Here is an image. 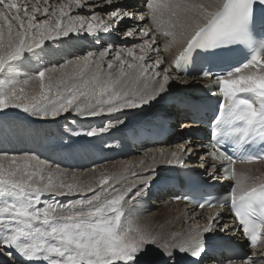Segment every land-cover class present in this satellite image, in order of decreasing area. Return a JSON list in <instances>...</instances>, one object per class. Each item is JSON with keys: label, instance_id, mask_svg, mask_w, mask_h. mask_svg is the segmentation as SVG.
Instances as JSON below:
<instances>
[{"label": "snow or ice", "instance_id": "obj_1", "mask_svg": "<svg viewBox=\"0 0 264 264\" xmlns=\"http://www.w3.org/2000/svg\"><path fill=\"white\" fill-rule=\"evenodd\" d=\"M102 34L116 35L97 51L39 63L60 38L98 43ZM158 38L165 52L179 45L170 61ZM233 53L240 59L233 61ZM197 86L217 101L208 108L207 145L189 137L171 152L149 149L118 172L97 175L93 165L87 181L35 153L0 150V264H141L150 246L161 264H180L181 256L202 264L206 237L215 232L241 234L248 249L223 254L219 264H264V178L235 169L237 161H264V0H0V114L102 117V126L73 133L95 138L126 127L128 112L164 100L174 87ZM193 158L208 181L228 183L225 192L201 196L188 209L184 233L133 228L130 218L157 170H191ZM172 199L193 203L187 193ZM225 204L227 213L196 212Z\"/></svg>", "mask_w": 264, "mask_h": 264}, {"label": "bare ground", "instance_id": "obj_2", "mask_svg": "<svg viewBox=\"0 0 264 264\" xmlns=\"http://www.w3.org/2000/svg\"><path fill=\"white\" fill-rule=\"evenodd\" d=\"M57 2H59V0H57ZM200 2H218V0H200ZM76 14L88 15L89 13H73V15ZM158 43L161 46V55L166 61H168V59L171 58L179 48V45H175L169 51L165 52L163 51V40L158 38ZM102 46H105V44L100 42L97 43L91 36L70 35L69 37L60 38L59 40L53 42L51 48L49 49L48 56L44 57L41 61L46 65H56L66 59H71V57L83 55L86 51H97ZM117 46L123 47L121 43H118ZM33 63H37L35 59ZM197 87L187 89H178L174 87L172 92L180 90L187 91ZM170 112L174 116L175 122H177L180 117V119L186 120L182 122L183 125L189 123L193 124V127L191 128L182 126L180 130H186L184 133H189L193 128L198 127V124L193 122L192 117L186 111L180 110L179 108H170ZM145 115L146 112L144 109H137L128 112L126 114V127L135 118L141 119ZM8 117L12 118V120L7 121L6 118ZM57 122H61V124L64 125L63 133H60L59 129L55 127L58 124ZM102 123H107V120L102 117L84 120L82 118H78L75 114H65L55 121L41 120L24 113L20 109H9L6 110L5 113L0 114V126H2L0 127V148H14L18 154L21 153L22 150L23 152H33L40 157L43 156L45 159H48L53 163H59L61 167L66 166L67 168L65 169H72L78 173H83L80 178L82 181H87L92 178V175L87 172V169L91 168V164L94 165V148L112 149L113 151L120 153L117 156L119 158L114 161L107 162L104 165L102 164V166L95 165L96 174L98 175L100 171L105 170L110 173L118 172L120 171L122 164L129 161L138 162L142 153L148 151L149 149L164 148L166 152H171L176 149L177 145L184 141L183 139H179V141L171 143L170 139L161 144H147L141 148L136 147L133 150L134 153H137V155L131 157L128 155L130 152L126 151V148L128 147H125L122 150V144L114 140L121 138V129L126 127L118 128L95 138H89L83 135L76 136L73 134L76 131H82L89 127H100L102 126ZM29 124L33 126H27ZM29 128L30 130H39L35 132L40 133L36 134L35 132L30 131ZM53 129L55 134L52 132V135L49 136V133L47 134L46 130L51 132ZM33 134L35 137L32 136ZM194 141L196 143L198 142V140ZM18 149H21V151ZM200 155H203V153L201 152ZM59 158H61V160H58ZM146 162L148 161L146 160ZM191 163L195 166L199 163V161L193 158ZM201 170L203 171V169ZM157 171L159 173L161 168ZM237 173L253 178H264V162L242 164L237 168ZM203 176H206L204 171ZM149 196H154L152 191L148 192L146 198L141 202L140 208L137 209L135 215L130 218L133 220V228L139 227L153 235L184 233L187 231L189 227L188 216L192 214L188 211V209L191 207L186 206L181 202L173 203L168 197H162L161 194L156 195V200H150L147 198ZM196 212H204L205 216L212 213L209 211ZM205 222V219H199V223L203 224ZM226 235L237 237V233H226ZM155 258H158V260H155ZM141 264H161V257L158 250L155 247H148L146 253L141 257ZM210 264H219V262L215 260L210 262Z\"/></svg>", "mask_w": 264, "mask_h": 264}, {"label": "rangeland", "instance_id": "obj_3", "mask_svg": "<svg viewBox=\"0 0 264 264\" xmlns=\"http://www.w3.org/2000/svg\"><path fill=\"white\" fill-rule=\"evenodd\" d=\"M123 45V44H122ZM124 46V45H123ZM71 58H73V57H71ZM40 63H42V61L40 62ZM62 63V62H61ZM44 64V63H43ZM46 65V64H45ZM47 66H51V65H47ZM6 120L7 121H9V120H12V118H6ZM36 121V120H35ZM183 121H186V120H182V119H180V120H178L174 125L177 127V129H178V132H181V130H180V128L182 127V122ZM58 124L55 126L57 129H59V131H60V133H63L64 132V125H62L61 124V122H57ZM28 124V123H27ZM27 126H30V127H32L33 125H27ZM0 127H2V126H0ZM29 130H30V128H29ZM49 130H51V129H49ZM49 130H46V133L48 134L49 133V136H51L52 135V132H53V134H55V132H54V129L50 132ZM30 131H32V132H35V131H39V130H36V129H31ZM48 131V132H47ZM36 133V132H35ZM37 133H40V132H37ZM36 133V134H37ZM42 133V132H41ZM33 137H35V135L33 134L32 135ZM43 138H45V137H43ZM33 144V143H32ZM60 145V144H59ZM58 146V145H57ZM0 150H6V151H9V152H13V153H17L18 154V152L17 151H15V149L14 148H12V149H4V148H0ZM19 151H21V149H18ZM27 151V150H26ZM27 152H30V151H27ZM21 153H23V150H22V152ZM33 153V152H32ZM129 156H134V155H137V153H130V154H128ZM41 158L42 159H45L43 156H41ZM45 160H48V159H45ZM49 161V160H48ZM49 162H51V161H49ZM51 163H53V162H51ZM104 165V164H103ZM93 165L91 164L90 165V167H92ZM97 166H102V164H100V165H97ZM63 168H67L66 166L65 167H63ZM151 200V199H150ZM155 260H158V258H155Z\"/></svg>", "mask_w": 264, "mask_h": 264}]
</instances>
